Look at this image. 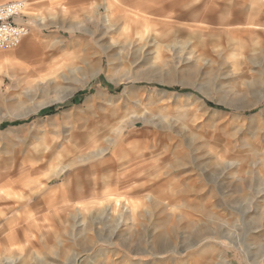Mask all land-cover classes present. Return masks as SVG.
Returning a JSON list of instances; mask_svg holds the SVG:
<instances>
[{
  "label": "rangeland",
  "instance_id": "obj_1",
  "mask_svg": "<svg viewBox=\"0 0 264 264\" xmlns=\"http://www.w3.org/2000/svg\"><path fill=\"white\" fill-rule=\"evenodd\" d=\"M22 1L29 34L0 50V264H264V0ZM115 147L81 179L124 183L67 199L51 173Z\"/></svg>",
  "mask_w": 264,
  "mask_h": 264
},
{
  "label": "crops",
  "instance_id": "obj_2",
  "mask_svg": "<svg viewBox=\"0 0 264 264\" xmlns=\"http://www.w3.org/2000/svg\"><path fill=\"white\" fill-rule=\"evenodd\" d=\"M180 1H182V0H171V1L169 0L168 2L174 4L173 6H176L177 3ZM154 2L157 3L156 7H160V6L164 5L162 3H166L165 0H154ZM154 2L149 6H153ZM139 4L142 7L146 6L143 2H140ZM23 12H24V14H27V15L29 14L27 9H24ZM259 15H260V13H259ZM259 18H260V16H259ZM254 20L258 21V18L255 16ZM23 39H22V41H23ZM22 41H21V43H22ZM29 43H31L30 46H32L33 48H42V47L46 46V43H44L40 40H35L34 42H29ZM122 149H123V147H121V148L115 147L112 150L111 149L105 150L106 151L105 155H103L104 154V149H103L97 153L98 155H92L91 154V155H89L90 157L87 156V159H84L83 162H79L80 165L78 164L75 166V165H72L71 163H68L66 166L62 167L60 170L57 169L56 171H54V173H51V175L53 177H55V176L60 175L61 173L67 172V177L65 178V182L60 187V190L63 191V193L67 199H73L76 196H77V198H83V197H86L88 194H91V195L96 194L99 190L102 191V189H105L106 187H107L106 191H111L113 189L119 188L118 187L119 183H117V182L124 183V181L117 180V182H115V184L112 185L113 181L111 179H107V180L103 179L104 183H102V184L97 183V180L94 183L92 182L89 184L88 182H85L84 180L81 179L82 178L81 175L83 174V172L85 170H89V171H93L94 173H96L97 177H98V175H100L99 172L101 170L114 168L116 165H118L117 160L119 161V159H120ZM100 153H102V155L99 156ZM79 183H81L83 186L81 187L79 185ZM9 184H11V182ZM102 185H107V186L102 187ZM44 190H46V189H44ZM60 190H57L55 192V194L57 195L60 192Z\"/></svg>",
  "mask_w": 264,
  "mask_h": 264
},
{
  "label": "built area",
  "instance_id": "obj_3",
  "mask_svg": "<svg viewBox=\"0 0 264 264\" xmlns=\"http://www.w3.org/2000/svg\"><path fill=\"white\" fill-rule=\"evenodd\" d=\"M26 9L22 0H12L0 4V50H10L20 45L29 34V27L20 18Z\"/></svg>",
  "mask_w": 264,
  "mask_h": 264
},
{
  "label": "bare ground",
  "instance_id": "obj_4",
  "mask_svg": "<svg viewBox=\"0 0 264 264\" xmlns=\"http://www.w3.org/2000/svg\"><path fill=\"white\" fill-rule=\"evenodd\" d=\"M13 49H14V48H13ZM58 98H59V97H58ZM154 244H155V243H154ZM162 245H163V244H161V243H160V244H158V246H162ZM155 250H156V249H155Z\"/></svg>",
  "mask_w": 264,
  "mask_h": 264
}]
</instances>
